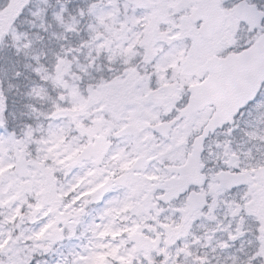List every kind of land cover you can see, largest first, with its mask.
Here are the masks:
<instances>
[{"label": "snow or ice", "instance_id": "6c2138e0", "mask_svg": "<svg viewBox=\"0 0 264 264\" xmlns=\"http://www.w3.org/2000/svg\"><path fill=\"white\" fill-rule=\"evenodd\" d=\"M0 264H264V0H0Z\"/></svg>", "mask_w": 264, "mask_h": 264}]
</instances>
